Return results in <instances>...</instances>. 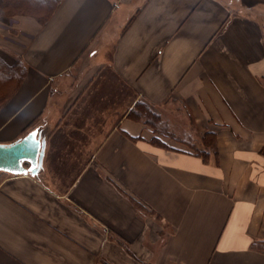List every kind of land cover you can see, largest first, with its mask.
Returning <instances> with one entry per match:
<instances>
[{"label": "crops", "instance_id": "crops-1", "mask_svg": "<svg viewBox=\"0 0 264 264\" xmlns=\"http://www.w3.org/2000/svg\"><path fill=\"white\" fill-rule=\"evenodd\" d=\"M18 26L0 144L48 134L36 177L0 172V264H264V0H61ZM139 102L190 139L130 119ZM70 112L86 154L63 164L50 126ZM211 131L205 161L189 144Z\"/></svg>", "mask_w": 264, "mask_h": 264}, {"label": "rangeland", "instance_id": "rangeland-1", "mask_svg": "<svg viewBox=\"0 0 264 264\" xmlns=\"http://www.w3.org/2000/svg\"><path fill=\"white\" fill-rule=\"evenodd\" d=\"M4 4L5 8H3V11L0 12V65H3L6 68H13L17 65H19L20 67H18V69L20 68H24V71L26 70V66L23 63V60L21 58V56L16 55L13 51L14 50H24V48H26V45H28V40L30 41L29 38H31L30 36L27 35L26 31L24 29H20L19 28V23L21 20H32L34 22H36L39 26H46L49 22V20L52 18V16L56 13L57 9L53 11V13H51L49 11V8L46 7H36V8H25L23 9L22 7H12L13 4L15 3V1H8V0H4ZM34 0H28V2H32L33 3ZM22 2L18 3L21 4ZM52 14V15H51ZM49 19V20H48ZM45 23V25H44ZM15 48V49H14ZM17 69V71H19ZM104 76L106 77L105 80H112L111 78V74L109 73V71L106 70V72H104ZM16 76L13 77L12 80L8 79L6 80L5 78H3L2 76H0V112L5 108V106L8 104V102L12 99V97L15 95V93L20 89V87L22 86L25 76L22 78L18 77L15 78ZM110 86H113V88L115 89L114 85L115 82H108L107 83ZM105 85V84H104ZM102 86L101 88H98L99 90H101L100 92L103 93L106 91V89L108 88L107 85ZM97 88V87H95ZM112 88V87H111ZM109 87V89H111ZM94 88H92L93 90ZM88 105V104H87ZM95 110V109H93ZM74 112V111H73ZM93 111L91 110L90 114ZM89 114V112H88ZM73 113L70 112L66 118L64 119H54L52 122V125L50 126V130H52V138H51V143H53V141H55V138L58 137L59 141L61 142L62 145H60L61 150L58 153V157L61 158L60 162L63 164L64 161L62 160V158H64L65 160L69 157H81V160H83L85 158V150H83V152L79 153V151L77 150H72L73 147H75L77 149V146L79 145V143L75 144V142L69 141L67 140L68 138H66L67 136L64 135V131L66 129V126L69 125L74 117H72ZM57 117L59 118L58 114ZM89 117V115H88ZM86 124V126H88L89 124H91V120H88L84 123V125ZM40 128L42 130H44V135L47 136L48 134V130L47 127L44 128L42 125ZM168 128V126H167ZM169 130V129H168ZM170 131V130H169ZM168 131V133H169ZM160 137H164V138H177V139H190V137L186 138V136L184 135H177V134H171V136H160ZM77 139H80L78 136L76 137ZM81 138H83V135L81 136ZM161 140V139H160ZM67 144H69V146H67ZM63 145H65V149H63ZM80 146V145H79ZM74 148V149H75ZM72 150V151H71ZM67 170L68 167L64 166L62 168L58 167L56 168L57 172L63 171V170ZM72 171L76 168H69ZM68 169V170H69ZM67 170V171H68ZM69 172V171H68ZM59 173V172H58ZM61 186L65 185V184H60ZM104 263V262H102ZM100 263V264H102Z\"/></svg>", "mask_w": 264, "mask_h": 264}, {"label": "trees", "instance_id": "trees-1", "mask_svg": "<svg viewBox=\"0 0 264 264\" xmlns=\"http://www.w3.org/2000/svg\"><path fill=\"white\" fill-rule=\"evenodd\" d=\"M9 1V0H8ZM15 1L16 5H13L12 7H22L25 8H36V7H46L49 8V11L53 13L54 10H56L61 0H34L32 2H28V0H10ZM4 0H0V12L3 11V8L7 7L4 4ZM22 2L21 4H18ZM52 15V14H51ZM49 20V19H48ZM45 25V23H44ZM19 65L13 67V68H6L3 65H0V76L5 78L6 80L10 79L12 80L14 76L15 78L18 77H24L26 70L24 71V68H20ZM17 69L19 71H17ZM128 117L134 121L142 122L145 125L149 126L151 129L154 130L156 134L159 136H171V133H168L167 125L164 124L159 114H157L149 105L143 102L137 103L134 108L129 112ZM202 147L198 148L196 145L189 144L190 149L192 150L193 154L195 156H198L205 161L210 157L212 153L215 155H218V149H217V134L216 132H206L202 135ZM151 143L153 145H158L163 148H168V146L159 138H154ZM262 154L264 155V148L262 149ZM107 264V263H102Z\"/></svg>", "mask_w": 264, "mask_h": 264}, {"label": "water", "instance_id": "water-1", "mask_svg": "<svg viewBox=\"0 0 264 264\" xmlns=\"http://www.w3.org/2000/svg\"><path fill=\"white\" fill-rule=\"evenodd\" d=\"M45 149L46 135L41 128L12 143L0 144V172L36 177L42 170Z\"/></svg>", "mask_w": 264, "mask_h": 264}]
</instances>
